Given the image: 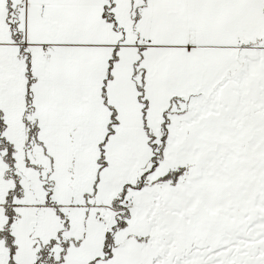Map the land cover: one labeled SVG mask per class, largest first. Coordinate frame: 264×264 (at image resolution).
Masks as SVG:
<instances>
[{"label": "snow or ice", "instance_id": "snow-or-ice-1", "mask_svg": "<svg viewBox=\"0 0 264 264\" xmlns=\"http://www.w3.org/2000/svg\"><path fill=\"white\" fill-rule=\"evenodd\" d=\"M0 264H264V0H0Z\"/></svg>", "mask_w": 264, "mask_h": 264}]
</instances>
